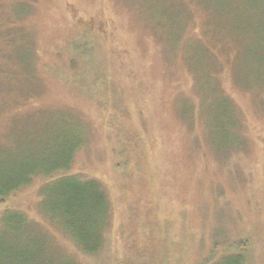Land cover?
<instances>
[{"label": "rangeland", "instance_id": "rangeland-1", "mask_svg": "<svg viewBox=\"0 0 264 264\" xmlns=\"http://www.w3.org/2000/svg\"><path fill=\"white\" fill-rule=\"evenodd\" d=\"M18 1L0 0V82L7 83L0 165L31 155L39 171H61L59 162L37 161L60 155L63 137L83 138L68 175L101 182L112 215L105 248L82 254L54 224L55 182L43 186L48 180L37 177L0 200V227L4 211H20L51 238L55 254L47 255L58 264H220L226 252L264 264V79L256 47L232 53L187 41L180 58L178 49L169 52L173 41L158 42L143 3L29 0L24 15ZM191 11L186 29L198 34L205 13ZM234 19H216L210 29L230 32ZM9 34L24 44H10ZM213 62V81L233 105L202 68ZM238 117L245 140L237 142ZM10 230L1 228L0 238L23 244Z\"/></svg>", "mask_w": 264, "mask_h": 264}, {"label": "trees", "instance_id": "trees-1", "mask_svg": "<svg viewBox=\"0 0 264 264\" xmlns=\"http://www.w3.org/2000/svg\"><path fill=\"white\" fill-rule=\"evenodd\" d=\"M210 1L213 3L209 4L204 0H133V2H138V6L140 3H143L142 5L146 6L145 12L154 16V18L149 17L147 19L151 21V24L155 22L157 28H159V32L156 31L158 36L154 34L158 42L160 44L163 42L168 44L167 39L174 42L173 45L169 46V52L175 51L173 52L175 54L178 49L181 53V44L182 46L186 45L187 41L203 42L206 46H228L232 53L235 46L253 45L256 47L253 51V57L256 58L259 65L258 68L262 72L261 76L264 79V66L260 63V58H262V64L264 61V0ZM18 3L26 6V13L24 15L30 12L32 3L29 0H19ZM194 7L205 13L203 25L206 28L198 34L196 32L189 33L188 29H186L190 23L188 19H190L193 13L191 10ZM152 10L157 15L152 13ZM209 11H212L214 14L208 15ZM18 14L23 15L20 12ZM229 18H235L236 25L234 30L230 32L226 30L225 32L224 30L220 31V29H217V31L210 29L216 19L225 21ZM12 31H15L17 35L19 34L16 28ZM8 33L9 31H7ZM20 37H23V34ZM20 37H12L9 34L7 38L10 44H14L15 41L12 42L13 38L20 40ZM20 42L24 44V40H20ZM7 55L8 51L5 55L6 59ZM180 58H182V53ZM202 68L204 70L208 68V71L205 70V72L209 74L208 76L212 80V87L215 91L224 97L229 105H233L230 99L223 94L219 86L213 81L214 78L216 79L213 70L218 68L217 63H208L203 65ZM6 84L5 82H0V90ZM19 89V87H14L13 91ZM193 110L195 109L193 108ZM186 118L188 119V117ZM241 124L238 117V121L234 127L237 132V142L245 140ZM1 138L0 145L5 144ZM78 140L79 142H76V137H71V139L70 137H63L59 140L61 147L60 155L50 156L48 154L40 159V161H37L39 164H55L59 162L62 165L60 166L62 168L61 171L55 170L51 173L39 171L41 167H32L30 165V161H35L31 158V155L29 159H12L13 162H10L11 164L7 166H4V164L0 165V200L6 199L20 189L27 187L37 177L48 180L43 186L55 182L50 191L54 199L52 207L56 217L59 219V224H54H57V226L62 225L66 231L65 235L73 241L78 251L84 255L95 256L106 246L105 231L111 221L112 215L111 198L102 183L98 180L84 179L77 176L75 178L68 175L73 154L84 141L83 138H78ZM42 187V190L40 189L42 195L41 202L46 196ZM4 214L9 215L2 223L0 229L5 227L10 228L11 233L15 231L13 234L17 233L21 236V242L25 240L23 244L17 243L13 245L5 239L0 238V264H58L47 255V251L50 252L54 245L51 243V238H48L49 241L47 240L46 233L42 231L40 226L34 225L20 211L6 210ZM48 221L50 222V219ZM240 246L242 247L243 245L240 244ZM224 256L225 258L220 264H245V257L241 253L226 252ZM67 258L71 261L70 257L67 256Z\"/></svg>", "mask_w": 264, "mask_h": 264}]
</instances>
